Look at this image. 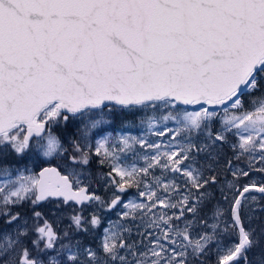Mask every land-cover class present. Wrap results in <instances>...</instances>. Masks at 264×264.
Wrapping results in <instances>:
<instances>
[{
    "label": "snow or ice",
    "instance_id": "snow-or-ice-1",
    "mask_svg": "<svg viewBox=\"0 0 264 264\" xmlns=\"http://www.w3.org/2000/svg\"><path fill=\"white\" fill-rule=\"evenodd\" d=\"M212 253L264 264V0H0V264Z\"/></svg>",
    "mask_w": 264,
    "mask_h": 264
},
{
    "label": "rangeland",
    "instance_id": "rangeland-1",
    "mask_svg": "<svg viewBox=\"0 0 264 264\" xmlns=\"http://www.w3.org/2000/svg\"><path fill=\"white\" fill-rule=\"evenodd\" d=\"M168 127H174L173 124H169ZM161 130H163V127H161ZM112 134L113 136H116L118 134H130V135H136V136H142V135H146V129L141 128L140 126H129L127 128H122L119 123H114L111 126H102L101 130H93V136L98 138V136L100 135H105V134ZM168 137H158V136H152V135H148V139L152 140V141H157V140H166ZM137 149H139V145L136 146ZM144 151V150H141ZM126 163H132L133 162V158L131 157V155H129L128 159L125 161ZM136 163L142 165L143 161L141 160H137ZM157 175H159V171L157 170ZM136 193V189H129L128 195L125 196V200L130 198L133 194ZM227 205H225L226 207ZM112 218L115 219V213L112 214ZM51 222L53 224V227L56 228L58 231H62L64 229V227H66L67 222L66 221H59L57 220L55 217L51 218ZM233 239H235V237H233ZM227 242V241H226ZM215 261V254L212 253L211 254V259L208 261V263L210 264H214Z\"/></svg>",
    "mask_w": 264,
    "mask_h": 264
},
{
    "label": "trees",
    "instance_id": "trees-1",
    "mask_svg": "<svg viewBox=\"0 0 264 264\" xmlns=\"http://www.w3.org/2000/svg\"><path fill=\"white\" fill-rule=\"evenodd\" d=\"M208 264H210V263H208Z\"/></svg>",
    "mask_w": 264,
    "mask_h": 264
}]
</instances>
